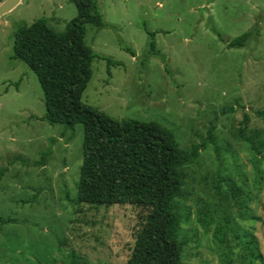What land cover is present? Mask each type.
<instances>
[{
  "label": "rangeland",
  "instance_id": "374dc122",
  "mask_svg": "<svg viewBox=\"0 0 264 264\" xmlns=\"http://www.w3.org/2000/svg\"><path fill=\"white\" fill-rule=\"evenodd\" d=\"M96 3L101 25L86 24L84 40L99 57L82 101L200 146L179 198L182 263L264 264V0ZM76 14L71 0H21L0 16V264H124L144 215L117 204L76 212L83 126L41 119L37 76L13 56L19 25L42 18L62 31Z\"/></svg>",
  "mask_w": 264,
  "mask_h": 264
},
{
  "label": "trees",
  "instance_id": "16d2710c",
  "mask_svg": "<svg viewBox=\"0 0 264 264\" xmlns=\"http://www.w3.org/2000/svg\"><path fill=\"white\" fill-rule=\"evenodd\" d=\"M71 1L77 14L62 31L42 18L19 25L13 33V56L37 76L44 102L41 119L83 126L76 212L86 219L87 210L115 204L140 206L144 215L137 221L124 264H183L180 225L188 211L182 215L179 198L184 193L185 168L196 159L200 146L183 150L172 131L158 121L117 119L82 101L92 62L99 57L84 40L85 25H101V13L96 0ZM254 32L241 33L229 45H243ZM199 219L209 224L212 216L204 208ZM212 235L224 243L222 226ZM224 244L220 254L226 257Z\"/></svg>",
  "mask_w": 264,
  "mask_h": 264
},
{
  "label": "water",
  "instance_id": "95a60500",
  "mask_svg": "<svg viewBox=\"0 0 264 264\" xmlns=\"http://www.w3.org/2000/svg\"><path fill=\"white\" fill-rule=\"evenodd\" d=\"M21 0H2L0 2V16L12 10Z\"/></svg>",
  "mask_w": 264,
  "mask_h": 264
}]
</instances>
